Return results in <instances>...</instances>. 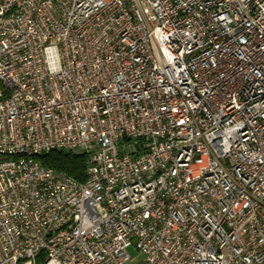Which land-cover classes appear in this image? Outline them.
<instances>
[{"label": "built area", "instance_id": "built-area-1", "mask_svg": "<svg viewBox=\"0 0 264 264\" xmlns=\"http://www.w3.org/2000/svg\"><path fill=\"white\" fill-rule=\"evenodd\" d=\"M0 156V264H264V0H0Z\"/></svg>", "mask_w": 264, "mask_h": 264}, {"label": "trees", "instance_id": "trees-1", "mask_svg": "<svg viewBox=\"0 0 264 264\" xmlns=\"http://www.w3.org/2000/svg\"><path fill=\"white\" fill-rule=\"evenodd\" d=\"M37 160L42 166L63 172L80 183H83L86 180L85 169L88 161V156L86 154L54 151L39 156Z\"/></svg>", "mask_w": 264, "mask_h": 264}, {"label": "rangeland", "instance_id": "rangeland-1", "mask_svg": "<svg viewBox=\"0 0 264 264\" xmlns=\"http://www.w3.org/2000/svg\"><path fill=\"white\" fill-rule=\"evenodd\" d=\"M4 159L5 157L0 156V162ZM127 252L130 256V260L128 261V264H143L144 263L145 257L142 254V252L139 249H137L135 241L133 242L132 246L129 247Z\"/></svg>", "mask_w": 264, "mask_h": 264}]
</instances>
